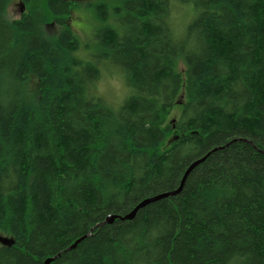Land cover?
Here are the masks:
<instances>
[{"label":"trees","instance_id":"1","mask_svg":"<svg viewBox=\"0 0 264 264\" xmlns=\"http://www.w3.org/2000/svg\"><path fill=\"white\" fill-rule=\"evenodd\" d=\"M14 1L0 0V234L14 239L0 264H264V0H88L84 41L79 0H19L17 18ZM113 75L118 104L100 88ZM204 156L181 192L104 223Z\"/></svg>","mask_w":264,"mask_h":264},{"label":"rangeland","instance_id":"2","mask_svg":"<svg viewBox=\"0 0 264 264\" xmlns=\"http://www.w3.org/2000/svg\"><path fill=\"white\" fill-rule=\"evenodd\" d=\"M83 4L81 5L80 9H76L73 13V20L71 21L73 25L76 27L78 33L82 37V40H86V36H88V32L92 30L93 32V26L95 24V14L93 12V8L87 5L88 0H79ZM92 2H96V0H92ZM10 15L12 17H20V15L24 11V5L19 1L15 0L11 7H10ZM56 29L58 27H50L48 28V32L51 34L56 33ZM91 32V33H92ZM179 69H183V64L181 63L179 66ZM108 74V71H107ZM118 74V73H117ZM114 76V75H113ZM101 93L104 94L108 99H110L112 102L118 104L122 102V100L127 96L128 94V88L124 81L123 77L119 76H110L108 77V80L103 79L101 84ZM179 113V108L176 107L172 113L173 116L177 115Z\"/></svg>","mask_w":264,"mask_h":264},{"label":"water","instance_id":"3","mask_svg":"<svg viewBox=\"0 0 264 264\" xmlns=\"http://www.w3.org/2000/svg\"><path fill=\"white\" fill-rule=\"evenodd\" d=\"M206 157L207 156H204L202 158H199V159L195 160L192 164L189 165V167L187 168V170H186V172H185V174H184V176H183V178L181 180V183H180L179 187L176 188L175 190L165 191V192H162V193H159V194H155V195L149 196V197L143 199L141 202H139V204L132 211H130L129 213H127L125 215L110 214L104 220V223H112L116 219H132V218L135 217L137 211L140 208L146 206L147 204H149V203H151L153 201L159 200L161 198H164V197H169V196H172V195H176L177 193L181 192V190H182V188L184 186V183H185L188 175L190 174V172L194 169V167H196L199 163H201L203 160H205ZM0 243H2L4 245H13L14 244V239L11 238V237H9V236L0 234ZM76 244H77V242H75L72 246H70L69 249L75 247ZM59 255H60V253L57 254V255H55V256L48 257L45 260V264H50Z\"/></svg>","mask_w":264,"mask_h":264}]
</instances>
